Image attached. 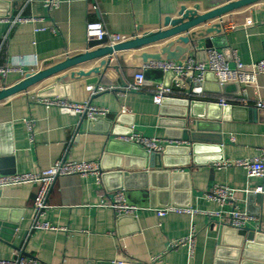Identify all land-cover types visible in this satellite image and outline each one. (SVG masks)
I'll return each instance as SVG.
<instances>
[{
    "label": "crops",
    "instance_id": "crops-1",
    "mask_svg": "<svg viewBox=\"0 0 264 264\" xmlns=\"http://www.w3.org/2000/svg\"><path fill=\"white\" fill-rule=\"evenodd\" d=\"M59 1L58 7L49 10L44 0H0V19L30 17L26 23L16 22L12 28L7 21H0V67L23 60L21 71L0 74V89L28 72L64 59L66 54L74 55L90 48L86 34L88 21L101 20L109 30L133 35L165 29V19L178 16L182 6H199V12H204L233 0ZM94 4L98 6L96 10ZM223 19V26L232 21L240 26L204 36H219L216 48L223 51L231 66L235 65L234 53L244 64L263 58L264 2L225 14ZM248 19L251 23L244 24ZM209 23L210 27L220 29L216 21ZM205 26L192 30L200 32ZM163 43L115 52L111 66L101 74L92 73L89 78H97L98 83L88 86L114 87L91 96L89 92L93 104L110 110L95 122L80 114L63 113L56 106L36 103L25 92L0 101V174L38 172L58 159L103 160L107 168L100 182L94 175L72 174L55 179L47 197L49 207L40 217L53 228L33 229L37 184L2 186L0 222L17 224V228L11 232L8 226L0 227L1 258H14L20 251L34 256L40 264H214L222 226L211 212L221 206L205 196L214 184L234 188L241 210L259 218L248 222L247 227H261L264 233V192L256 191L262 179L248 177L243 166L224 164L255 157L264 150L263 115L260 111L257 116L244 111V108L256 110V101L264 100V74H259L252 84H221L214 74L206 76L204 92L199 97L218 102L225 98L233 108L226 119L204 123L203 135L207 139L195 155L191 153L188 165L144 167L140 148L109 141L118 139V135H109L108 122L112 120L115 124L122 114L125 115L123 125L131 121L132 130L146 136H167L163 122L167 115L162 114V104L155 103L152 97L158 83L170 81L165 73L145 69L142 90L119 93L133 80L141 61L138 55L143 51L158 52ZM206 51L202 38L187 56L203 61ZM97 62L75 68L89 70ZM54 78L35 86L33 93ZM185 97L173 93L167 98L174 107V100ZM122 105L128 107L127 112H122ZM28 120H32V134L27 128ZM119 164H142L143 167L124 168L130 173L128 176L112 174ZM120 183L125 187L117 189ZM118 190L124 191L130 204L137 205L134 214L117 216L107 205ZM251 193H260L261 197H251ZM169 206L187 207L195 212L158 215V207ZM192 228L195 229L192 253L187 244L173 248L171 244L187 237ZM228 253L226 249L223 255Z\"/></svg>",
    "mask_w": 264,
    "mask_h": 264
},
{
    "label": "built area",
    "instance_id": "built-area-1",
    "mask_svg": "<svg viewBox=\"0 0 264 264\" xmlns=\"http://www.w3.org/2000/svg\"><path fill=\"white\" fill-rule=\"evenodd\" d=\"M47 8L49 10L59 6V0H44ZM93 7H98L94 4ZM224 15L211 20L216 21L220 25V32L227 31L228 29H234L240 26L236 22H230L223 26L225 19ZM7 21L10 28L16 22H25L30 20V17L26 16H16L15 18H5L0 19V21ZM251 20L248 19L244 24H250ZM203 25V24H202ZM205 27H210L209 21L204 23ZM9 28V29H10ZM206 29V28H205ZM86 34L88 40L97 39L105 40L106 45L114 46L123 41L129 40L136 36H140L143 33L136 32L133 35L114 32L109 30L105 23L101 20L88 21L86 25ZM70 56L66 54V57ZM235 65L231 66L229 60L224 55L223 51L216 47L208 48L206 51V59L199 60L195 56L189 55L183 60H172L166 59L164 56L160 59H148L147 61H141L137 64L136 71L133 80L128 83L124 90L120 91L123 94L126 91H139L142 90L145 84V69H159L163 72H171L173 74L171 79V85L167 86L164 82H160L156 85L153 92V101L157 104H162L164 99L173 93H179L185 95L186 97H199L204 92V85L206 80V73L212 71L216 78L221 84L228 83H242V84H252L256 82V78L259 74H264V56L258 61L251 62V64H244L234 53ZM52 61V60H49ZM23 60H15L12 64L0 67V74L7 75L10 72L21 71L20 64ZM33 88H29L25 93L30 94V97L34 102L43 104L45 106H56L61 112L72 115H83L87 116L88 119H98L107 116L110 110L105 106H100L93 104L90 100H74L73 98L62 97L60 95L53 96H38L33 93ZM107 89H114L113 86H105L102 84L87 86V90L91 95H95L101 91ZM221 105L229 104L225 98L219 100ZM245 104L249 105L247 102ZM256 108L264 111V100L259 99L255 103ZM128 107L122 105V112H127ZM27 128L30 134H32V120H28ZM118 139L124 142L135 143L146 149L148 152H161L167 145H180L185 143L183 140L173 139L170 137H159V136H146L135 130L127 134H122L118 136ZM225 165H240L243 166L248 177H258L262 179V184L256 188L257 192H264V150L252 158H242L233 161H225ZM102 169L100 166V161L98 160H81L72 161L66 159L56 160L50 167L38 171V172H19L14 174H0V188L2 186L9 185H21L25 183L37 184L38 189L34 199V209H35V220L33 222V229H47L53 228L48 222L41 221L40 217L44 214L46 209L49 207L47 202V197L50 188L59 176L65 175H94L97 177L98 182L102 178ZM236 190L230 186L224 184H214L208 191L205 192V196L208 199L216 200L221 208L217 211L211 212L212 215L218 218L219 225L229 226L238 230L247 227L248 222L258 220V216L243 211L239 207L235 197ZM111 207L117 216L120 215H132L137 210V205L130 204L125 196L123 190H118L112 194L111 199L107 203ZM168 212H187L192 213L195 210L180 207V206H169L157 209L159 216H163ZM195 237V229L192 228L191 233L185 237L180 238L171 245L173 248L178 247L182 244H187L190 246V252L192 253V248ZM160 256H155L154 260L158 259ZM0 264H40L34 256L26 255L18 251V254L14 258H1Z\"/></svg>",
    "mask_w": 264,
    "mask_h": 264
},
{
    "label": "water",
    "instance_id": "water-1",
    "mask_svg": "<svg viewBox=\"0 0 264 264\" xmlns=\"http://www.w3.org/2000/svg\"><path fill=\"white\" fill-rule=\"evenodd\" d=\"M259 2H264V0H233L204 12H199V6H194L192 8L182 6L177 12L178 16H168L165 19V29L160 28L156 31H147L140 36H136L114 46L106 45L105 40L92 39L89 42L90 48L84 52L67 56L37 71L28 72L15 83L1 88L0 101L40 85L53 76H55L54 80L41 86L36 91V95L40 97L60 95L62 97L73 98L74 100H90L87 86L89 84L98 83V79L89 77H91L92 73L101 74L105 68L111 66V58L115 52L140 49L153 43L164 42L163 45L160 46L158 52L143 51L138 57L141 58L142 61L160 59L163 56L166 59L183 60L192 49L197 48V44L202 38L207 49L218 46L217 41L219 36L207 38L204 36L216 30L220 32V29L217 27L212 26L200 32L192 29L225 14ZM92 61L98 62L89 70H77L75 68L78 65ZM163 73H165L167 78H170L169 82H164L165 85L170 86L173 74L171 72ZM210 73L214 74L212 71H208L206 76ZM169 102H171V99L165 98L161 105L162 114L167 115V118L163 120L167 127L166 135L173 139L188 142V145L180 144L167 146L163 151L155 153L148 152L135 143L124 142L119 139L114 140L112 138H110L109 141L135 145L140 148L139 153L143 154L144 167L145 165L148 167H162L164 165L165 167L176 166L178 168L188 165L191 162V153L195 155L198 148L201 147L202 141L207 139L203 135L204 123L212 121L218 122L221 119H226L228 113L231 112L233 108L230 103L223 106L218 101L201 97L178 98L173 101L175 102L174 107H171ZM244 111L248 113L251 112L254 116H257L260 111L264 118V111L261 109L244 108ZM124 118L125 115L122 114L116 119L115 124L112 120L108 122L109 135L119 136L132 131L133 123L131 121H126L124 126ZM96 120H100V118L93 119L91 122H95ZM103 162V160L100 162L103 172L102 177H104V171L107 170ZM142 164L139 166H136V164H134V166L130 164L126 166L125 164H119L116 165L115 169L113 168L115 171L112 170V174L117 173L128 176L130 173L123 170L124 168L126 169L130 166L131 168L132 166L137 168L143 167ZM116 169H118V171H116ZM167 172L170 173L169 170ZM173 177L176 178L177 175ZM117 187H119L117 189H121L124 188L125 185L120 183ZM250 195L256 198L261 197L260 193H251ZM6 226L12 228L10 229L11 232L13 228H17V224L0 222V227H2V229H5ZM219 236L220 241L217 261H215L214 264H264V233L261 227L259 229L246 227L245 229L238 230L229 226H223ZM226 249H229V253L223 255ZM110 264L113 263L111 262Z\"/></svg>",
    "mask_w": 264,
    "mask_h": 264
}]
</instances>
